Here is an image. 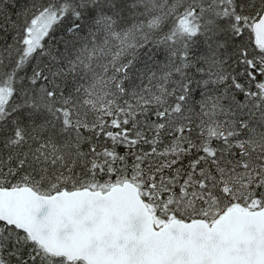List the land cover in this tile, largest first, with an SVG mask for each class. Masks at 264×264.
I'll list each match as a JSON object with an SVG mask.
<instances>
[{
    "label": "snow or ice",
    "instance_id": "6c2138e0",
    "mask_svg": "<svg viewBox=\"0 0 264 264\" xmlns=\"http://www.w3.org/2000/svg\"><path fill=\"white\" fill-rule=\"evenodd\" d=\"M0 264H264V0H0Z\"/></svg>",
    "mask_w": 264,
    "mask_h": 264
}]
</instances>
